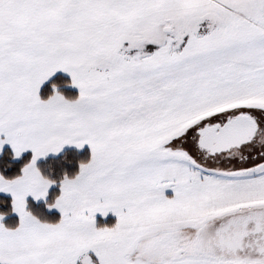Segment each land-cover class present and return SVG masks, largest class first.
<instances>
[{"label":"snow or ice","instance_id":"6c2138e0","mask_svg":"<svg viewBox=\"0 0 264 264\" xmlns=\"http://www.w3.org/2000/svg\"><path fill=\"white\" fill-rule=\"evenodd\" d=\"M58 69L78 94L42 99ZM0 134L32 153L0 264H264V0H0ZM85 144L58 220L26 210L37 158Z\"/></svg>","mask_w":264,"mask_h":264},{"label":"trees","instance_id":"16d2710c","mask_svg":"<svg viewBox=\"0 0 264 264\" xmlns=\"http://www.w3.org/2000/svg\"><path fill=\"white\" fill-rule=\"evenodd\" d=\"M57 85V91H59L66 98H74L78 93L74 90L67 88L70 84V80L62 75H55L47 83H45L40 91L41 98H46L51 94V84ZM90 156V150L84 148L82 150L66 149L62 151L56 157H48L39 161L36 166L43 175L48 176L50 179L56 180L53 183V187L48 192L47 198L44 202L34 203L32 201L27 202L26 210L32 212L38 218L47 220L49 222H55L59 216L56 213L48 212V204L54 202L55 197L59 194L58 178L63 174L69 176L75 174L78 171L79 162L86 161ZM31 159V154L26 153L22 155L18 160H14L13 154L8 147H4L0 154V175L5 178H12L15 175L20 174L22 166ZM0 212L5 213L3 224L6 227H14L18 223V218L12 215L11 211V199L7 196L0 195ZM114 221L112 219L97 220V226H111Z\"/></svg>","mask_w":264,"mask_h":264},{"label":"crops","instance_id":"0c3cea01","mask_svg":"<svg viewBox=\"0 0 264 264\" xmlns=\"http://www.w3.org/2000/svg\"><path fill=\"white\" fill-rule=\"evenodd\" d=\"M65 98H66V97H65ZM4 147H7V146L4 145V146L1 148V150H0V154H1V151H2V149H3ZM8 147L11 149V146H10V145H9ZM84 148H87V149L90 150V148H89V146H88L87 144L81 146L79 149H77L74 145H64V146H62L61 150H60L58 153H56V154L48 153V154H46L44 157H38V158H37V161H36V164H37L39 161H41V160H43V159H45V158H48V157H56V156H58L62 151L66 150V149L82 150V149H84ZM11 151H12V149H11ZM26 153H29V154L32 155L31 150H30V149H26V150H24L23 152H21V154H20L19 156H14V155H13V158H14V160H18L22 155H24V154H26ZM12 154H13V152H12ZM53 186H54L53 184L49 185V187H48V189H47V191H46V195H45L43 198H41V200H38L37 202H36V201H35V202H36V203L44 202V201L46 200V198H47L48 192L50 191V189H51ZM165 194H166V195H170V194H171V193H170V190H165ZM0 195L7 196V197H9V198L11 199V195H10V193L0 192ZM47 211H48V212H52V213H56L58 216L60 215L59 211H58L57 209H55V208H49V207H48V208H47ZM12 215H14L15 217L18 218V215H15L14 212H12ZM98 219H99V220H103V221H105V220H107V219H112V220L115 222V216H114L111 212H108V213H107L106 215H104V216H101L100 213H98V212L95 213V214H94V222H95V225H96V226H97V220H98ZM3 220H4V217L0 218V223H3ZM97 227H99V226H97ZM89 254L92 255L93 260H96L94 254H92L91 252H90Z\"/></svg>","mask_w":264,"mask_h":264},{"label":"rangeland","instance_id":"374dc122","mask_svg":"<svg viewBox=\"0 0 264 264\" xmlns=\"http://www.w3.org/2000/svg\"><path fill=\"white\" fill-rule=\"evenodd\" d=\"M153 48H154V45H151V44H146L145 46H144V50L145 51H147V52H151L152 50H153ZM151 49V50H150ZM150 50V51H149ZM55 75H62V76H64V77H67L69 80H71V77H70V75L68 74V73H66V72H63L62 70H57L55 73H53L46 81H44L43 83H42V85H41V87L45 84V83H47L52 77H54ZM41 87H40V89H41ZM67 88H69L70 90H74V91H76L77 93H78V89L75 87V86H73L71 83L69 84V86L67 87ZM40 89L38 90V94H39V91H40ZM3 138V134H0V139H2ZM9 146V144H7V143H4L3 145H0V150H1V148L3 147V146ZM9 148V147H8ZM10 149V148H9ZM11 150V149H10ZM12 152V151H11ZM38 200H41V198H36V199H33V197L29 194V195H27L26 197H25V206H27V202L28 201H32V202H34V203H36ZM36 201V202H35ZM15 215H17L16 213H15Z\"/></svg>","mask_w":264,"mask_h":264},{"label":"flooded vegetation","instance_id":"af4514ba","mask_svg":"<svg viewBox=\"0 0 264 264\" xmlns=\"http://www.w3.org/2000/svg\"><path fill=\"white\" fill-rule=\"evenodd\" d=\"M150 50H151V49H150ZM150 50H149V51H150Z\"/></svg>","mask_w":264,"mask_h":264},{"label":"clouds","instance_id":"9594fccd","mask_svg":"<svg viewBox=\"0 0 264 264\" xmlns=\"http://www.w3.org/2000/svg\"><path fill=\"white\" fill-rule=\"evenodd\" d=\"M84 162V161H83Z\"/></svg>","mask_w":264,"mask_h":264}]
</instances>
